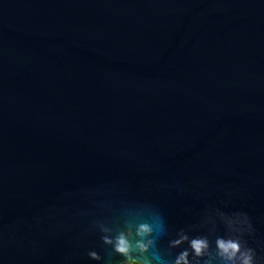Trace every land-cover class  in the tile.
I'll return each instance as SVG.
<instances>
[{
    "label": "water",
    "instance_id": "1",
    "mask_svg": "<svg viewBox=\"0 0 264 264\" xmlns=\"http://www.w3.org/2000/svg\"><path fill=\"white\" fill-rule=\"evenodd\" d=\"M245 260L264 0H0V264Z\"/></svg>",
    "mask_w": 264,
    "mask_h": 264
},
{
    "label": "clouds",
    "instance_id": "2",
    "mask_svg": "<svg viewBox=\"0 0 264 264\" xmlns=\"http://www.w3.org/2000/svg\"><path fill=\"white\" fill-rule=\"evenodd\" d=\"M220 247L224 250V251H228V249H232L233 252L239 251V245L235 244V243H230L228 245H225L223 242H220ZM195 248L197 250V252L199 253L201 245L200 243H196L195 244ZM119 251L121 252H126L127 251V247H126V242L121 240L120 242V247L118 248ZM245 264H249L248 260H245Z\"/></svg>",
    "mask_w": 264,
    "mask_h": 264
},
{
    "label": "rangeland",
    "instance_id": "3",
    "mask_svg": "<svg viewBox=\"0 0 264 264\" xmlns=\"http://www.w3.org/2000/svg\"><path fill=\"white\" fill-rule=\"evenodd\" d=\"M129 264H134V263H129Z\"/></svg>",
    "mask_w": 264,
    "mask_h": 264
}]
</instances>
